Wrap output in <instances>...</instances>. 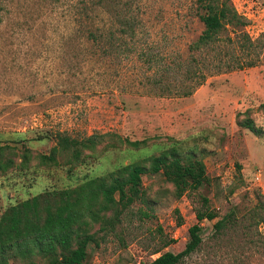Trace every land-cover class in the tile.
<instances>
[{
	"label": "rangeland",
	"instance_id": "rangeland-1",
	"mask_svg": "<svg viewBox=\"0 0 264 264\" xmlns=\"http://www.w3.org/2000/svg\"><path fill=\"white\" fill-rule=\"evenodd\" d=\"M128 1L141 26L134 51L121 57L87 41L63 9L42 0H0V146L26 148L30 158L29 168L0 175V213L175 145L195 152L208 181L175 197L160 172L142 174L144 201H134L112 230L95 232L82 264H148L163 251L178 252L195 210L204 208L202 197L216 218L236 205L238 220L213 239L215 219H203L199 247L180 264H264V230L248 222L255 194L264 195V44L254 66L216 71L227 56L189 49L202 29L196 0ZM230 2L246 20L248 36L264 41V0ZM104 9L105 19L112 4ZM149 55L156 62L148 63ZM199 73L205 78L198 84ZM244 118L258 134L237 124ZM103 132L146 144H99L70 170L60 155L56 164H36L35 157L55 144V133L80 138ZM89 227L93 232L98 223ZM31 260L46 264L38 256Z\"/></svg>",
	"mask_w": 264,
	"mask_h": 264
},
{
	"label": "trees",
	"instance_id": "trees-1",
	"mask_svg": "<svg viewBox=\"0 0 264 264\" xmlns=\"http://www.w3.org/2000/svg\"><path fill=\"white\" fill-rule=\"evenodd\" d=\"M54 9H63L68 17L69 26L81 30L83 37L101 50L110 54L126 57L134 51L132 41L141 20L130 9L128 0H42ZM200 12L197 17L202 29L196 39L190 43L192 51H215V57L227 56L226 62L216 64L225 70L254 66L258 60V49L264 41L251 39L245 31L246 20L238 14L230 0H196ZM112 4L109 26L105 25V5ZM64 6V7H60ZM98 18V19H96ZM264 33V32H263ZM131 41L127 45L125 41ZM148 63L156 62L151 55L145 57ZM197 83L204 81L199 73ZM254 134L249 118L237 123ZM55 144L46 154L39 153L35 159L37 165L56 164V156L64 157L67 170L76 167L84 157L92 154L99 144L104 146L126 145L136 149L146 144V139L129 140L112 132L91 133L80 138L65 133L53 134ZM0 146V175L12 169L29 168V152L26 148L16 152L12 147ZM192 149L180 151L171 145L157 154L143 157L120 165L103 174L87 178L76 186L45 190L8 205L0 213V264H9L10 260L22 259L24 264H32V258L38 256L46 264H82L86 256V247L95 242L96 231L112 230L122 216L129 214L128 208L136 201H144L141 189V175L160 172L163 178L173 186L175 197L184 192L194 191L206 183L207 176L202 161ZM93 154H96L95 152ZM15 156L19 157L16 161ZM239 170V165H236ZM116 194V198L114 197ZM256 202L248 212L249 224L264 230V195L255 194ZM261 199V200H260ZM203 209L194 212L195 222L187 228V240L178 252L163 251L148 264H180L194 252L201 243V225L203 219L213 220L212 238L217 239L223 230L234 224L236 205L230 206L222 216L206 206L202 197ZM114 204V205H112ZM110 210L112 215H105ZM139 215H146L142 209ZM98 223L95 231L89 232L90 223ZM249 227V226H246ZM170 239L163 241L167 244ZM157 252V251H156Z\"/></svg>",
	"mask_w": 264,
	"mask_h": 264
}]
</instances>
